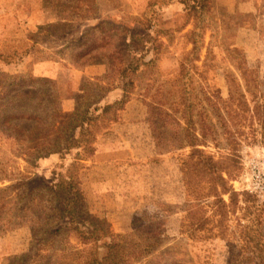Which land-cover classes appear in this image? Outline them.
I'll return each mask as SVG.
<instances>
[{
  "label": "rangeland",
  "instance_id": "374dc122",
  "mask_svg": "<svg viewBox=\"0 0 264 264\" xmlns=\"http://www.w3.org/2000/svg\"><path fill=\"white\" fill-rule=\"evenodd\" d=\"M176 3L19 0L4 18L0 118L15 114L31 125L34 120L29 119L39 116L46 131L51 128V104L44 96L38 99L30 86L29 78H33L55 82L61 110L73 114L80 107L82 112L90 109L87 117L92 123L73 133L76 144L69 152L41 157L32 147L42 144L43 136L29 143L32 134H22L24 140L0 133V189L21 182L39 187L69 177L81 180L94 218L90 222L102 231L88 241L71 238L64 245L58 243L54 257L41 253L35 258L37 247L33 248L30 229L33 215L19 213L16 193H0V264H90L94 258L100 262L114 253V248L104 247L112 242L120 246L119 264H264V202L235 189L245 156L264 153L260 122L253 112L256 106L264 108V51L263 60L253 61L250 46H236L237 26L251 24V19L231 16L212 0L213 17L225 34L217 38L209 55L208 33L200 61L195 62L188 42L193 22L187 19L185 6ZM31 5L44 7L55 22L21 32L19 25L26 19L18 10ZM124 28L136 36L133 41L126 38ZM124 42L132 47L122 50ZM117 52L123 60L129 54L134 65L125 77L120 75L123 67ZM150 60L154 62L149 64ZM41 61L52 64L53 78L33 74V67ZM95 61L111 70L105 85L98 81L104 77L80 80V69L98 65ZM21 75H28L22 82L30 94L23 99L25 111H13L10 96L5 95L14 91V80L6 76ZM230 85L237 93L232 101ZM124 87L127 103L103 115L104 106L123 99ZM49 91L41 87L42 95ZM240 95L246 108L239 105ZM188 109L194 124L190 129ZM141 133L145 142L149 140L141 152L130 153L124 160L114 155L117 163L113 166L120 163L112 171L116 187L113 196L103 201L110 206L99 210L93 186L97 139ZM46 135L52 137L50 132ZM193 141L198 142L201 154H193L188 144ZM207 158L213 159L214 168L204 162ZM13 212L16 218L11 220ZM109 234L120 238L112 239ZM28 253V258L18 259Z\"/></svg>",
  "mask_w": 264,
  "mask_h": 264
},
{
  "label": "trees",
  "instance_id": "16d2710c",
  "mask_svg": "<svg viewBox=\"0 0 264 264\" xmlns=\"http://www.w3.org/2000/svg\"><path fill=\"white\" fill-rule=\"evenodd\" d=\"M181 4L185 6V10L187 12V19L193 22V28L188 33V42L192 46V50L190 55L195 62H199L200 55L205 47L206 36L210 34V43L207 48V54H211V48H213L214 42L218 37H223L225 34L224 29H220L217 21L214 19L212 14V0H178ZM189 23H186L187 27ZM183 27V30L185 28ZM150 28V27H149ZM148 28V29H149ZM126 34V38L133 41L136 36L130 33L129 29H123ZM129 31V32H128ZM145 37H143L144 39ZM224 45V43H221ZM131 44L123 43L121 46L122 50L129 49ZM118 60L120 59L121 66L123 67L120 70L121 77H125L127 73H131L134 71V65L130 62V56L127 54L122 59L121 52H117ZM188 61V60H187ZM153 60H150L148 63H153ZM92 63H100L99 61H95ZM145 64L143 60L142 64ZM111 72V70H109ZM102 79H98L102 85L107 84L108 73ZM28 77V75L21 76H6L7 79L14 80L12 82L14 91L7 93L5 96H10L11 102L13 103L12 109L13 111H25V105H23V99L27 98L30 91L26 92V85L23 84V80ZM29 78L31 81L30 86L37 94L38 99L40 96H44V98H48L51 107L50 111L52 114L49 115V128L51 136L45 134H49L46 131V123H42V118L36 116L35 118H30L29 120H34V122L29 125L25 124L20 118L19 115H6L0 118V133L7 135L9 138L16 139H27L22 136V134H32L33 137L29 139L27 142L32 143L33 141H38L41 139L40 137H44V141L42 144H34L32 149L35 150V154L38 156L42 155H53V154H62L64 152H69L72 149V146L76 144V140L74 136V132L80 128V130H84V125L92 123V120L89 119L88 112L90 109H86L82 112V108H77L73 114H66L61 110V102L58 93V86L55 82L49 79H33ZM19 81V83H15V81ZM41 87L48 88L50 91L45 95H42ZM230 93L231 99L235 98L237 95L236 92L232 91V86L230 85ZM30 88V87H29ZM124 91V96L121 101L118 103H114L111 105L104 106L101 109L103 115L109 114L112 110L116 109L118 106L125 105L127 103V94L128 92ZM108 93L112 92V90L107 91ZM36 99V101L38 100ZM1 100V98H0ZM5 101V99H2ZM7 100V99H6ZM244 96H239V105L243 108H246V104L244 103ZM244 103V104H243ZM256 109V110H255ZM255 111L258 120L260 122V127L262 130V135L264 138V108L256 106ZM95 111H99L95 109ZM8 114V111H5ZM187 116L186 120L188 122V129L194 124L192 123V112L190 109L186 110ZM74 125V126H73ZM190 126V127H189ZM37 127V128H36ZM47 132V133H46ZM20 137V138H19ZM264 141V139H263ZM38 143V142H36ZM198 142H189V146L193 149V154H201L198 148ZM95 152V151H94ZM79 158V157H78ZM80 159V158H79ZM231 160V158H228ZM84 160V159H80ZM212 168L215 167V163L212 158H207L205 161ZM240 164V163H239ZM200 164H198L197 168ZM241 170V167L239 168ZM240 176V175H239ZM8 178H4L7 180ZM221 180L225 182V180L221 177ZM12 181V180H10ZM33 184V183H32ZM30 183L21 182L16 185L11 184L8 187L0 189V193L5 194L7 192L16 193L17 196V207L19 208V213L21 211H26L27 213H31L33 215V220H31L32 227L30 228L33 233V248H36L34 253L35 258H38L41 253H47L45 258L54 257L58 252L56 250V245L58 243H62L63 245L67 243L71 238H75L80 240L88 241L90 239H94L96 233L102 231V228H98V226H94L92 224L93 216L89 212L88 202L86 198L85 191L83 189V182L76 178H64L59 182L48 185L47 183H43L41 186L30 187ZM18 192V193H17ZM254 197V196H253ZM20 205V207H19ZM16 218L15 212H13L14 220ZM5 230H3L4 232ZM109 236L114 238L116 237L112 234ZM114 243V244H113ZM104 247L112 250L113 248L116 250L112 254L106 255L102 261L98 262L96 258H94L90 264H119V244L116 242H112L110 244H105ZM32 248V249H33ZM33 251V250H32ZM56 252V253H55ZM29 254H24L19 257V260L22 258H28Z\"/></svg>",
  "mask_w": 264,
  "mask_h": 264
},
{
  "label": "crops",
  "instance_id": "0c3cea01",
  "mask_svg": "<svg viewBox=\"0 0 264 264\" xmlns=\"http://www.w3.org/2000/svg\"><path fill=\"white\" fill-rule=\"evenodd\" d=\"M19 0H0V29H3L5 23L4 18L12 13V9L15 5H18ZM31 1V0H30ZM218 3H221L222 7L226 12L231 16H246V18L251 19V24H242L238 25L236 32L238 35V43L236 46H250L254 51L253 61L263 60L264 51V0H217ZM176 5L181 3L177 0H173ZM33 4V3H32ZM38 6V5H37ZM40 8V7H39ZM44 7L37 9L34 5L29 7L28 10L21 8L18 10V13L22 14V17H25L24 22L20 23V31L25 32L28 30L34 29L38 25H46L54 23L55 21L48 17V14L43 9ZM25 37V35L23 36ZM246 41H241L239 39H245ZM253 37V38H251ZM246 49V48H245ZM250 50H245L246 53H249ZM51 63L40 62L33 67L34 75H45L47 77H54L56 73L54 67L51 66ZM106 65H93L80 69V80H93L95 78H102L107 74ZM19 73V72H16ZM111 94V93H110ZM111 97V96H109ZM71 110V109H70ZM138 137H124L123 135L109 134L100 136L96 142V151L94 153V165H93V186L97 191V196L94 193L95 205L99 210H102L104 207H109L110 204L103 202L113 196L112 189L116 185L113 183V169H116L119 164L113 166L114 155H117V159L124 160V157H130V153L136 154V152H141L142 144L145 142V137L143 134ZM129 138V139H128ZM149 140L144 143L145 147L147 146ZM115 144V145H114ZM135 144L134 147L131 146ZM137 144L141 145L139 150ZM134 157V156H133ZM118 161V160H117ZM103 170V172H102ZM99 171V172H98ZM107 171L109 173H107ZM98 175V178H97ZM119 202V201H118ZM103 211V210H102Z\"/></svg>",
  "mask_w": 264,
  "mask_h": 264
},
{
  "label": "built area",
  "instance_id": "2783aa9c",
  "mask_svg": "<svg viewBox=\"0 0 264 264\" xmlns=\"http://www.w3.org/2000/svg\"><path fill=\"white\" fill-rule=\"evenodd\" d=\"M235 184L236 191L247 192L264 202V153L245 156L243 172Z\"/></svg>",
  "mask_w": 264,
  "mask_h": 264
}]
</instances>
